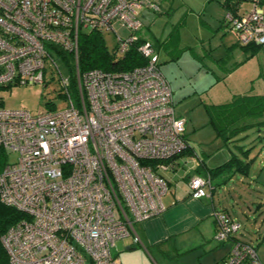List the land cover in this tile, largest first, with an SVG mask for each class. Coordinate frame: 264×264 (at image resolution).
I'll return each instance as SVG.
<instances>
[{"label": "built area", "instance_id": "built-area-1", "mask_svg": "<svg viewBox=\"0 0 264 264\" xmlns=\"http://www.w3.org/2000/svg\"><path fill=\"white\" fill-rule=\"evenodd\" d=\"M160 1L0 0V86L43 83L49 61L66 100L36 113L0 106V148L18 154L0 171V201L26 215L1 238L9 264H118L116 242L165 210L163 173L188 144L154 46L138 43L146 63L127 71L80 72L77 58L79 33L87 30L113 33L115 54L123 55L141 38L142 12L159 11ZM249 3L244 12L240 2L228 9L226 24L240 44L264 45V0ZM62 52L72 54L76 103L71 77L55 59ZM187 184L192 197L210 195L209 176L193 175ZM213 218L218 241L241 229L223 210ZM216 264L264 260L235 239Z\"/></svg>", "mask_w": 264, "mask_h": 264}, {"label": "rangeland", "instance_id": "rangeland-1", "mask_svg": "<svg viewBox=\"0 0 264 264\" xmlns=\"http://www.w3.org/2000/svg\"><path fill=\"white\" fill-rule=\"evenodd\" d=\"M161 1L160 10L149 12L153 19L142 27L139 34L158 51L159 67L170 83L175 113L185 120L184 136L193 152V155L177 158L174 173L170 169L163 175L172 180L173 186L176 182L179 185L176 190H180L185 188L180 178L194 161L201 160L214 167L224 162L231 151L239 154L237 145L249 149L248 158L253 161L248 175L235 174L220 184L219 179H214L213 202L218 207H226L236 217L241 229L235 237L251 243L264 260V244L261 242L264 237V129L260 132L249 129L240 135L243 138L224 144L207 124L205 112V105L229 100L233 89L240 93H264V45L255 51L248 48V52L234 45V36L224 25L228 5L235 8L237 0ZM239 2L242 4L239 12L250 8L249 0ZM118 32L127 34L125 28H118ZM102 37L112 51L116 36L102 32ZM187 46L190 50L186 49ZM55 59L60 74L71 76L72 69L64 59L57 55ZM58 79L59 73L48 61L43 83L0 86V106L25 109L31 113L58 110L66 104L59 91ZM214 80L216 84H213ZM69 91L76 103L75 89L69 87ZM5 157L6 163L14 162L18 154L8 150ZM199 174L204 176V171L200 170ZM134 226L137 227L138 223ZM128 241L130 239L125 238L112 248L118 264H144L145 261L148 264H213L220 252L229 247L227 240L220 243L214 239L209 226L201 225L169 242L150 247L147 255L139 252L130 255L128 252L121 256V251L128 250L121 248L120 243ZM82 264L91 262L86 260Z\"/></svg>", "mask_w": 264, "mask_h": 264}, {"label": "trees", "instance_id": "trees-1", "mask_svg": "<svg viewBox=\"0 0 264 264\" xmlns=\"http://www.w3.org/2000/svg\"><path fill=\"white\" fill-rule=\"evenodd\" d=\"M239 1L240 0H237L236 4L239 3ZM228 9H231L229 5L227 7V10ZM143 40L145 39L142 37L139 38V41L130 45L123 55L117 56L115 54V47L112 51L106 47L101 32L95 30L82 31L78 36L77 58L79 71L85 72L91 69L127 71L134 67L141 66L146 63V58L137 50V45ZM259 46L261 45H242L246 52H248V48H250L251 51H255ZM60 54H62V59H64V61L66 60L67 65L72 69V75L70 77L71 86L73 87L72 54L63 52ZM10 85L12 84L5 85V87ZM205 112L207 124L213 130L215 136L220 138L224 144H227L231 141L243 138V136L240 135L249 129L254 128L256 132H260L264 129V93L257 94L245 92L234 94L225 102L205 105ZM185 140L187 142L186 138ZM238 151L239 154L232 152L230 156L219 165L206 167V165L201 162L199 167L195 169V173L199 174L200 170H203L204 176H209L211 180L210 192L215 188L212 183L214 179H219L218 184H220L226 183L235 174L243 176L248 175L250 165L253 161L252 158H248L250 151L242 146L238 147ZM184 155H193L189 146L171 159V163L173 164L177 158ZM5 161V150L0 148V171L6 163ZM225 212L231 218L235 219L227 211ZM23 218H26L24 213L0 201V264H9L8 253L3 246L1 238L10 226Z\"/></svg>", "mask_w": 264, "mask_h": 264}, {"label": "crops", "instance_id": "crops-1", "mask_svg": "<svg viewBox=\"0 0 264 264\" xmlns=\"http://www.w3.org/2000/svg\"><path fill=\"white\" fill-rule=\"evenodd\" d=\"M161 2L163 1H160V4ZM149 12L150 11H146V10L142 12L144 26L148 25V22L153 19V15H151ZM224 26L227 30H229L233 34L234 40L236 41L234 45H238L242 49L243 48L242 45L238 42L235 33L228 28L226 21H225ZM141 37L144 38L143 36ZM186 49H188V46L186 47ZM158 62H159V55H158ZM217 81L219 80L217 79ZM213 84H216V80H214ZM230 93L234 95V94H239L240 92H237V91L235 92V90L233 89L231 90ZM231 142H234V141H231ZM239 146H242V145H237V147ZM232 152L233 151H231L230 154ZM176 162H178V159H176L171 165L172 173H174L175 171L174 164ZM201 162H202L201 160L194 161L193 165H191L187 170L184 171V173L182 174L180 178L184 181L185 188L183 189L176 190V186L178 187L179 185H176V182H175V185L173 186L172 180L167 177L169 180L170 187H169L168 192L162 198L163 203L165 205V210L159 215L152 216L141 222H136L138 223V226L135 227L133 225V228L131 229L130 234L117 241V242L124 241L125 238L130 239V241L128 242L120 243L122 246L121 248L125 247L126 250H128V251H121L120 252L121 256L123 257L126 256L125 253H128V252L130 255L133 254L134 252H139L145 255L146 253L150 252L151 250L150 247H155L156 245L161 244V243L163 244V242H169L171 239L176 238L177 235L184 234L188 232L189 230H191L192 228L199 227L200 225L204 227L209 226L211 230H213V233H214L213 212L215 210H218V209L225 210L232 217H234V215H232V213L226 207L224 206L218 207L213 202V191L215 188L212 189V191L210 192L211 195L209 196L195 198L190 195V189L187 183H188L189 177L193 175L201 176V174L195 173V169L199 167V164ZM203 163L205 164V162ZM205 165L206 167H210L207 164ZM164 198H165V201H164ZM234 218L236 219V217ZM135 236L138 237L137 242L134 241ZM235 239H239V238L234 236L233 238L227 240L229 242V247L226 249H223V252H220L218 258L213 262V264H216L218 261H220L222 258H224L229 253L231 247L233 246ZM221 242L223 241H220V243ZM135 246H140V247H135ZM114 256L115 255H113V257ZM114 258L118 260V257L117 258L114 257ZM144 264H148L147 261H145ZM154 264H157V263H154Z\"/></svg>", "mask_w": 264, "mask_h": 264}]
</instances>
